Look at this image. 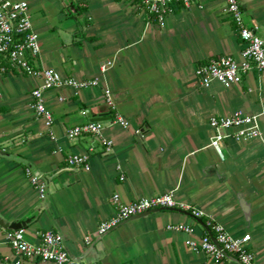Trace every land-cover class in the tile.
Returning a JSON list of instances; mask_svg holds the SVG:
<instances>
[{
    "label": "crops",
    "instance_id": "0c3cea01",
    "mask_svg": "<svg viewBox=\"0 0 264 264\" xmlns=\"http://www.w3.org/2000/svg\"><path fill=\"white\" fill-rule=\"evenodd\" d=\"M23 1L39 36L38 65L99 84L78 93L67 86L45 91L53 119L47 127L31 107L41 79L0 75V221L25 222L20 229L31 244L47 230L58 232L71 257L84 263L241 264L232 255L215 262L186 244L200 241L210 219L233 238L250 234L255 261L264 264V72L229 87L218 81L203 87L194 74L216 56L240 59L242 40L225 0L177 5L163 26L134 0ZM239 2L243 24L264 38V0ZM235 111L256 117L259 134L236 139V129L225 131L221 156L211 146L209 120ZM115 114L128 126L114 122ZM104 116L102 136L111 151L91 136L66 137L68 128ZM73 154H87L89 169L69 166ZM27 168L46 183L43 201ZM166 192L189 209L152 211L95 235L99 222L114 214L113 195L130 203ZM192 209L203 216L193 217ZM174 224L193 231L167 228ZM0 227V264H13Z\"/></svg>",
    "mask_w": 264,
    "mask_h": 264
},
{
    "label": "built area",
    "instance_id": "2783aa9c",
    "mask_svg": "<svg viewBox=\"0 0 264 264\" xmlns=\"http://www.w3.org/2000/svg\"><path fill=\"white\" fill-rule=\"evenodd\" d=\"M140 9L151 19L163 26L167 15L173 12L175 6L182 5L187 8L191 0H134ZM226 14L232 19L237 27L238 35L242 40L240 59L230 55H220L209 59L206 63L199 64L194 74L199 84L208 86L213 81H218L226 87L239 84L244 75L255 71L264 72V38L259 37L252 29L247 28L242 21V10L239 0H225ZM27 1L23 0H0V75L15 71L21 75L33 76L41 79V85L31 91V107L36 117L45 120L47 127L52 124L51 111L46 107L43 93L50 89L70 87L75 93L82 89L97 86L98 79L77 80L73 77H63L52 68H44L38 65L41 46L38 33L35 31ZM106 104L115 109L114 99L110 91L106 90ZM82 114H86L85 111ZM114 122L123 127L128 126V121L115 114ZM209 125L215 134L211 139V146L222 156L220 143L229 135L225 131L236 129V139L247 138L259 134L256 117L235 111L229 116H212ZM102 123L86 122L66 130L69 140H76L87 135L95 139L104 149L105 153L111 151L112 142L102 136ZM89 156L69 155L66 162L71 167L89 169ZM25 174L30 184L35 188L38 198H46V183L39 175L34 174L29 168ZM124 180V177H121ZM112 204L114 214L108 219L99 222L95 235H104L123 222L139 217L156 210H172L176 208L189 209L180 205L172 192H166L151 197H139L130 203L121 202L118 195H113ZM191 214L195 218H201L203 213L192 209ZM207 232L200 241L195 243L191 240L186 244L194 250L201 251L215 262H222L228 255L236 257L241 264H257L254 253L249 248L250 234L239 238L231 237L224 228L210 219L205 222ZM169 230L191 234L192 228L188 225L174 224L167 227ZM1 229V227H0ZM5 242L10 246L16 260L13 264H23L25 260L48 262L52 264H98L84 263L71 257L63 246V237L60 233L47 230L40 235L37 244H31L24 237V229L2 230ZM88 243L89 237L85 238Z\"/></svg>",
    "mask_w": 264,
    "mask_h": 264
},
{
    "label": "water",
    "instance_id": "95a60500",
    "mask_svg": "<svg viewBox=\"0 0 264 264\" xmlns=\"http://www.w3.org/2000/svg\"><path fill=\"white\" fill-rule=\"evenodd\" d=\"M105 119H106V116H104V117H93L91 122H100L101 123ZM25 225H26L25 222H21V223H18L16 225H8L7 223H2V221H0V226L5 228L6 230H18V229L24 227Z\"/></svg>",
    "mask_w": 264,
    "mask_h": 264
},
{
    "label": "trees",
    "instance_id": "16d2710c",
    "mask_svg": "<svg viewBox=\"0 0 264 264\" xmlns=\"http://www.w3.org/2000/svg\"><path fill=\"white\" fill-rule=\"evenodd\" d=\"M79 10H80V11H82L83 9H82V8H80ZM77 11H78V9H77Z\"/></svg>",
    "mask_w": 264,
    "mask_h": 264
}]
</instances>
